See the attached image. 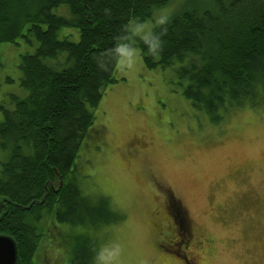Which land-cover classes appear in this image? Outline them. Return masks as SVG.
<instances>
[{
	"label": "trees",
	"instance_id": "1",
	"mask_svg": "<svg viewBox=\"0 0 264 264\" xmlns=\"http://www.w3.org/2000/svg\"><path fill=\"white\" fill-rule=\"evenodd\" d=\"M167 2L0 0V45L22 47L26 92L0 103V148L7 155L0 162V234L17 242L15 264H32L40 241L60 224L109 220L108 202H94L80 186L76 159L94 110L118 80L111 51L127 25L150 19ZM62 7L68 14L57 12ZM154 30L159 55L146 54L133 38L144 66L172 68V84L214 122L233 107L264 104V0L184 8ZM75 240L74 264H91L97 243L87 233Z\"/></svg>",
	"mask_w": 264,
	"mask_h": 264
},
{
	"label": "rangeland",
	"instance_id": "2",
	"mask_svg": "<svg viewBox=\"0 0 264 264\" xmlns=\"http://www.w3.org/2000/svg\"><path fill=\"white\" fill-rule=\"evenodd\" d=\"M213 2L168 0L144 22L155 29L157 17ZM57 12L68 14L65 7ZM5 46L0 103L7 105L11 93L26 92L22 47ZM115 76L76 159L80 186L94 202H108L109 220L95 227L60 224L40 241L32 264H74L80 233L97 247L119 242L122 264H183L182 257L196 256L199 264H264V104L233 107L216 123L172 84V68L147 69L141 55L135 70L117 65ZM6 156L0 148V162ZM166 201L182 234L172 247Z\"/></svg>",
	"mask_w": 264,
	"mask_h": 264
},
{
	"label": "clouds",
	"instance_id": "3",
	"mask_svg": "<svg viewBox=\"0 0 264 264\" xmlns=\"http://www.w3.org/2000/svg\"><path fill=\"white\" fill-rule=\"evenodd\" d=\"M164 18L157 17V23L163 25ZM127 35L121 38L110 55L114 62L122 69L135 70L140 62L141 55L138 48L133 46V38L138 37L143 43L146 54L156 56L161 51V36L154 30L153 25L147 22L132 21L126 26ZM122 245L117 241L100 243L93 250L91 264H122Z\"/></svg>",
	"mask_w": 264,
	"mask_h": 264
},
{
	"label": "water",
	"instance_id": "4",
	"mask_svg": "<svg viewBox=\"0 0 264 264\" xmlns=\"http://www.w3.org/2000/svg\"><path fill=\"white\" fill-rule=\"evenodd\" d=\"M18 258V245L7 234H0V264H15Z\"/></svg>",
	"mask_w": 264,
	"mask_h": 264
},
{
	"label": "flooded vegetation",
	"instance_id": "5",
	"mask_svg": "<svg viewBox=\"0 0 264 264\" xmlns=\"http://www.w3.org/2000/svg\"><path fill=\"white\" fill-rule=\"evenodd\" d=\"M168 201H166V203H167ZM166 206L167 207H165L166 209H168V214H169V216H170V226H168L167 227V229H168V235H167V241H166V244H168V245H170L171 247H172V241H173V239H177L178 237H181V235L182 234H180L179 233V231H178V224H177V222H175V218H174V215H173V217H172V206L170 207V205L167 203L166 204ZM170 210V211H169ZM172 220H173V222H174V226H175V229H176V231L174 230V227H173V225H172ZM181 226H182V223H181ZM172 228H173V233H172ZM173 234V235H172ZM178 242V241H177ZM175 243V245L177 244V245H179L178 243ZM180 243V242H179ZM199 243L200 244H204V243H206V240L205 241H202V240H199ZM172 251V250H171ZM201 260V258H198L197 256L195 257V258H193V259H188V258H186V257H182V262H183V264H190L191 262L193 263V264H199V261Z\"/></svg>",
	"mask_w": 264,
	"mask_h": 264
}]
</instances>
